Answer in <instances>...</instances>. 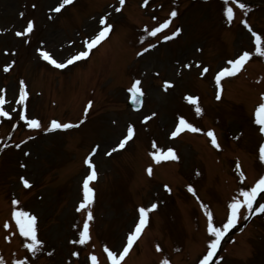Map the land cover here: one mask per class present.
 Returning a JSON list of instances; mask_svg holds the SVG:
<instances>
[{
    "label": "rangeland",
    "instance_id": "obj_1",
    "mask_svg": "<svg viewBox=\"0 0 264 264\" xmlns=\"http://www.w3.org/2000/svg\"><path fill=\"white\" fill-rule=\"evenodd\" d=\"M59 3L0 0V95L5 100L0 108L9 112L8 117L0 116V249L8 257L17 250L13 244H4L2 226L10 203L22 197V211L38 218L37 239L42 243L32 256L36 259L43 251L50 252L42 264L88 263L80 253L86 243H75L88 211L85 207L77 215V209L83 201V179L91 171L84 161L96 149L90 158L97 179L89 186L94 185L97 203L92 231L99 264H111L105 248L119 255L139 221V208L149 209L153 203L157 208L148 212L143 228L149 232L141 242L140 238L135 241L131 258L120 264H159L162 255L168 264H198L214 238L207 232L206 210L213 214V226L222 228L227 206L234 198L243 200L240 192L264 176V161L258 153L263 138L253 115L255 107L264 103V66L258 61L264 57L255 54L251 32L238 23L243 14L241 19L261 35L264 47L263 4L249 13L234 8L229 22L224 15L229 5L224 0H147L146 11L141 7L145 0H126L121 8L118 0H73L60 12L53 11ZM173 10L180 13L178 19L161 30L171 38H161L162 32L150 36L160 23L172 22ZM101 17L112 25V34L99 51L90 50V61L82 58L60 72L42 58L41 52L47 51L62 63L85 50V39L103 27L98 24ZM28 21L34 27L25 35ZM175 28L181 31L172 36ZM148 42L155 46L137 57L139 44L147 43L148 48ZM244 51L252 53L251 65L235 79H221L224 92L217 99L215 76ZM136 80L145 98L138 113L128 107L125 93ZM20 81L30 92L24 104L17 102ZM187 96L196 98L195 106L202 109L199 115L195 107L191 110ZM87 102H93V109L86 117ZM21 113L24 120L19 118ZM36 116L45 123L48 118L60 119L77 126L69 133L23 140L29 133L22 129ZM180 117L201 131L172 137ZM129 125L134 138L120 149L117 146ZM17 126L21 129L13 133ZM209 130L219 144L216 151L211 149ZM153 144L160 154L173 149L178 160L165 161L163 167L151 163L147 152ZM237 162L244 169L243 175L239 173L242 181L235 176ZM189 186L194 192L188 191ZM245 210L242 207L240 212ZM243 216L238 214V220ZM263 221L252 222L233 245L225 246L216 264H264ZM155 242L163 254L154 251ZM13 255L19 259L24 253Z\"/></svg>",
    "mask_w": 264,
    "mask_h": 264
},
{
    "label": "snow or ice",
    "instance_id": "obj_2",
    "mask_svg": "<svg viewBox=\"0 0 264 264\" xmlns=\"http://www.w3.org/2000/svg\"><path fill=\"white\" fill-rule=\"evenodd\" d=\"M125 0H119V3L123 5ZM229 2L236 4L239 9L245 10L246 5L242 2V0H224V3L227 5ZM73 3V0H60V3L57 7L53 9L55 12H60L62 8H64L66 5H70ZM145 3H147V0H145ZM116 11L119 12L120 8H116ZM171 17H176L177 12L175 10L171 11L170 13ZM224 15L227 17L228 21L231 22L234 17V9L233 7L229 6L226 7L224 11ZM245 25L246 28L251 32V35L255 38V54L264 57V47H262V38L261 35L257 34L256 32H252L251 28L247 25L246 21H241ZM98 24L100 26H103L100 28L98 33L89 39H85L84 41V49L82 51H79L77 54L70 56L68 59H66L62 63H58L55 59L51 57V55L47 51L41 52V56L44 60L48 61L50 64L54 65L56 68L63 69L67 65L72 64L74 61H79L82 58H86L89 56V52L92 48L96 47L101 41H103L107 35L109 34V31L112 28V25L110 23H106V19L104 17H101L98 21ZM169 21L165 20L163 23H160L158 27L153 28L148 34L150 36H156L157 33H159L162 29H165L168 27ZM33 22L28 21L26 28L24 30L23 34H27L33 31ZM181 30L177 28L175 32L172 33V36H176ZM17 36L22 35L21 32L16 33ZM170 36L165 35L164 39L168 40L170 39ZM155 45L149 44V48L154 47ZM148 49H144V51H147ZM39 52L40 49H37ZM137 55H140L138 53ZM252 53L249 51H244L242 54H240L237 58L229 60L227 63L231 65V67H224L221 71L217 73L215 76V82L217 86H219L221 78L225 76H234L236 73H238L241 68L243 67L244 63L250 58ZM9 66H6L4 68V71L8 70ZM187 67V65H185ZM208 69L204 68V72H206ZM140 84L139 80H136L133 82L132 86L128 89V91L131 94V102L133 104L139 105L141 103V96L142 91L141 88L138 87ZM28 93L25 91V85L23 81H20V87H19V100L17 101L20 104H24L25 99L27 97ZM217 99L220 98L219 94H217ZM187 101L190 102L193 105H196V98L192 96L186 97ZM262 99H264V96H262ZM5 103V100L2 95H0V105H3ZM91 102H89L90 106ZM87 111V109H85ZM202 109L197 105L195 107V112L197 115L201 113ZM152 115H155L153 113ZM0 116L8 117L9 112L4 111L3 108H0ZM255 123L260 125V133L264 134V103H261L255 112ZM19 118L21 120L25 119V116L21 113L19 115ZM150 117H145V120L149 119ZM27 126L32 129H38L40 128V123L37 119H29L27 120ZM77 125H73L71 123H60L55 120L51 121L50 127L47 129L49 131L51 130H57V129H69L72 127H75ZM189 130L192 132H199L201 131L199 128L194 127L191 123L187 122L183 117L179 118V123L175 127V130L171 132L172 137H176L178 133H180L182 130ZM134 135V129L131 125L127 127L126 135L123 137V139L120 140L118 144V148L122 149L125 147V144L128 140L132 139ZM207 135L211 138V143L213 146L219 148V144L217 143L216 137L214 136L213 132L209 130L207 132ZM16 147H19V145H16ZM153 147H155V144H153ZM117 148H113L112 151H116ZM96 149H93V152L90 154L88 158L85 159V164L88 166V168L91 170L88 175L83 179L82 182V191H83V201L80 204L77 211L80 209L85 208L86 205H90L93 202L94 198V189L89 186L90 181H95L97 179V172L95 170V166L91 161V155L95 154ZM27 154V153H26ZM110 154V153H108ZM153 159L156 162H159L161 160H178V157L176 156L173 149L169 148L166 152H163L160 154L158 151L151 153ZM259 159L261 161H264V143L260 144L259 146ZM239 167V165H237ZM148 173L151 174V168L147 169ZM243 175V173H241ZM23 184L25 187H29V182L27 180H24ZM165 188L167 189V185H165ZM170 191V189H168ZM189 192H194L193 188L191 186L188 187ZM264 192V176H261L258 181L255 183V186H252L249 188V190L244 191L242 190L240 192V195L243 197V200L235 199L232 203H230L227 207L229 209V214L227 216V222L223 224L221 227H214L213 226V214L211 211L205 212V215L207 216V232L211 234L213 239L210 240V243L208 244V252L207 255L203 257L202 260H200V264H209V261L213 258V256L216 253L217 248L219 247L221 240L223 236L228 232V230L233 227L238 220V214L240 213V210L242 207H245L250 213L254 210L256 213H264V203H259L258 207L253 209V203L256 201L257 196L259 193ZM13 204H17L18 201L13 200ZM202 207H205L202 205ZM157 208V204L153 203L149 209H146L144 207L139 208V221L135 224V229L127 236V245L123 247V250L119 252V255H117L115 252L108 251L107 248H105V252H107V256L109 260L111 261V264H120V261L124 259L125 255L129 252V249L133 246L134 242L137 240V238L141 235L142 229L145 227L147 220H148V212L151 210H154ZM13 217L16 221V224L19 228L20 235L29 237L30 243L26 245L27 249L35 254L37 251L40 250L41 241L37 239V230H36V217L34 215H29L28 212L25 211H13ZM92 213L91 211H88L87 213V219L83 224V230L79 231V239L75 241V243L78 244H85L86 241L89 239V224L88 220H92ZM5 227H7V224H5ZM157 250L159 251V246L157 247ZM72 255H76V253H72ZM93 262H95L96 257L92 256ZM0 264H3L2 260H0ZM17 264H22L21 261H17ZM162 264H168L167 260L162 261Z\"/></svg>",
    "mask_w": 264,
    "mask_h": 264
},
{
    "label": "bare ground",
    "instance_id": "obj_3",
    "mask_svg": "<svg viewBox=\"0 0 264 264\" xmlns=\"http://www.w3.org/2000/svg\"><path fill=\"white\" fill-rule=\"evenodd\" d=\"M249 64H250V63H248V64L245 66V68L248 67ZM147 229H148V228H147ZM147 229L144 231V234L142 235V237L140 238L139 241L143 240V237H144L145 233L148 231ZM134 247H135V246H134ZM133 249H134V248H133ZM131 252H133V250H132ZM131 252H130V253H131Z\"/></svg>",
    "mask_w": 264,
    "mask_h": 264
}]
</instances>
